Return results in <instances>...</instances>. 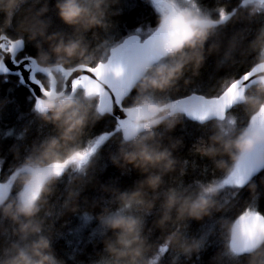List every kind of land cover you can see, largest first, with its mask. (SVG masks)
I'll return each mask as SVG.
<instances>
[{
  "label": "clouds",
  "instance_id": "clouds-1",
  "mask_svg": "<svg viewBox=\"0 0 264 264\" xmlns=\"http://www.w3.org/2000/svg\"><path fill=\"white\" fill-rule=\"evenodd\" d=\"M146 3L155 26L138 25L117 38L113 18L120 15V0H54L58 17L72 33L49 30L50 0H0V83H10L13 75L20 77L18 85L23 83V60L16 55L26 40L34 42L36 54L28 57L24 71L35 69L29 80L41 94L31 111L41 128H49L23 147L30 125L19 132L0 130V137L20 142L9 149L11 163L0 155V235L8 233L4 221H10L16 237L0 254V264H67L53 248L56 222L76 214L85 224L97 219L104 237L105 254L91 264H161L165 250L175 253L171 264H181V257L198 258L217 229L210 224L190 237L188 222L225 212L245 186L249 195L243 210L234 218H218L224 243L208 264H264V213L258 209L264 177L252 179L264 168V152H256L264 145V20L257 23L264 17V0L211 8L203 0ZM10 28L16 36L9 35ZM141 37L147 38L143 51L124 57L114 77L113 61ZM208 57H215L216 70L226 74L205 90L199 78ZM68 78L74 81L72 90ZM8 103L7 96L0 99V112ZM236 107L239 113L231 111ZM106 117L115 119L112 128L93 133ZM186 120L205 129L191 151L212 165L209 178L187 185L183 177L189 161L175 155L183 137L173 135ZM109 141L117 144L108 154L111 162L144 176L130 191L100 186L110 193L114 210L82 197L94 184ZM197 168L193 161V171ZM208 172L204 166L201 175ZM154 209L158 215L149 225ZM249 220L254 223L246 232ZM154 232L160 233L157 240L151 238ZM68 260H76L75 250Z\"/></svg>",
  "mask_w": 264,
  "mask_h": 264
},
{
  "label": "trees",
  "instance_id": "trees-1",
  "mask_svg": "<svg viewBox=\"0 0 264 264\" xmlns=\"http://www.w3.org/2000/svg\"><path fill=\"white\" fill-rule=\"evenodd\" d=\"M239 0H203V3L208 7H215L217 4H229L230 7H235ZM54 0H50V12L47 14L51 18L50 31H63L66 33H72L73 29L65 25L57 15L56 9L54 8ZM120 9V15L115 16L113 19L118 25L117 38L119 36L127 34L130 30L136 28L138 25L150 23L153 27L156 23V16L153 9L146 3V0H120L118 5ZM0 19H2V14H0ZM264 20V17H257V23ZM256 25L254 24L252 28L249 29L248 38L251 39L254 36V29ZM231 30V26L229 29ZM9 35L16 36L13 29H8ZM91 36V33L89 34ZM144 37H141L143 39ZM26 39V38H25ZM36 54V48L34 42L27 41L20 51L17 57L21 56H34ZM226 73L224 70L217 71L215 68V57H208L206 60L204 68L201 70V76L199 78V83L201 87L205 90L217 85L220 77L224 76ZM39 79L43 81L45 77L42 74H38ZM18 76L13 75L10 77V83L4 84L0 83V99L5 96L8 97L9 103L5 107L3 112H0V130H7L14 128L19 132L25 125H30L29 131L27 133V138L22 142V147L24 145H29L33 140L39 139L43 132L49 130L48 127L41 128V121L36 117L31 109L34 105V98L27 87L21 83L18 85ZM132 94H135V89L132 90ZM184 94V93H181ZM231 111L240 112L239 107L233 108ZM246 123V117L241 121L240 126ZM115 124V119L113 117H106L102 120L93 133H97L106 128H112ZM205 129H203L199 124L192 120L185 121V127H177L174 136L183 137V146L175 153V155L181 159H187L189 161L188 171L183 177L184 184H191L195 179H207L211 176V161L207 158H201L199 156H193L192 146L196 142L197 138L204 134ZM18 142L15 137L2 138L0 137V155L6 156L7 162H12V153L9 151L11 146ZM117 149V144L114 141H109L104 145L102 149L103 159L100 162V167L96 173V179L94 184L89 185L85 188L82 197H87L89 201L96 199L101 200L102 204L109 206L113 210L117 207L114 203H109L111 195L109 192H105L101 189V185H107L110 188H115L120 191H130L134 188L136 183L143 179V174L135 169L130 171H124L109 159V152H114ZM195 161L199 168L195 171L192 169V162ZM204 166H207L209 172L207 175H201V170ZM7 167V164L5 165ZM260 177H264V168H262L255 176L252 177L253 180L259 181ZM166 181L168 178H165ZM167 186V183L164 187ZM63 188V184H61ZM237 189H230V191H236ZM239 198L232 203V205L223 213H216L211 218H205L202 221L190 220L189 227L187 229V235L190 237H198L203 228H206L210 224H217L216 234L212 237L209 245L204 251L199 254L197 258L194 256L192 260H186L181 257V264H208L209 259L216 253L218 247H222L224 240L220 234V228L217 223L219 217L234 218L243 210L247 204L248 199V188L245 186L242 189H238ZM259 205L258 209L260 213H264V186L259 189ZM227 193H222L226 195ZM103 198V199H101ZM84 210L82 205V211ZM99 211V208L95 210ZM158 215L157 210H153V213L147 217V222L151 225L152 221ZM95 216V213H93ZM66 221V223H65ZM6 225L9 226L8 233L6 235H0V254L4 248L8 247L12 240L16 237L11 233V222L4 221ZM57 234L53 239V248L59 257L64 258L67 264H91V261L104 255V237L99 234V221L93 219L91 222L85 224L80 219V214L69 215L67 217L61 218V220L56 222ZM109 235L111 233H108ZM160 236L159 232H154L152 234V239L157 240ZM162 242V240L160 241ZM75 250L76 260H68V255L73 253ZM175 253L172 250H165L162 253L161 264H171L172 257ZM246 260V256H242L240 261ZM227 264H233V262H227Z\"/></svg>",
  "mask_w": 264,
  "mask_h": 264
},
{
  "label": "water",
  "instance_id": "water-1",
  "mask_svg": "<svg viewBox=\"0 0 264 264\" xmlns=\"http://www.w3.org/2000/svg\"><path fill=\"white\" fill-rule=\"evenodd\" d=\"M146 39L147 38L144 37L143 39L140 38L139 41L133 42L132 44H130L128 46V48L126 49V51L123 54V56H118L117 59L113 61V68L111 69V71H112V75L114 77L116 76V73H117V71L119 70V68L121 66V60L124 57L128 56V55H135L136 53H138L140 51H143L141 46L145 44ZM17 55H16V59L18 61L23 60V63H20V65H19V71L20 72H24V64L25 63H29V61H28V57L29 56L26 55V56H21V57L17 58ZM6 63H8V67L11 68L13 70V72L17 71L16 67L10 61H6ZM29 71H33L34 72L35 69H30ZM29 71L25 72V74L23 75V83H21V84L28 88V90L30 91V93L32 94V96L34 98V104H35L36 103V98L41 94V87L38 86L37 83H35L33 80H29ZM76 75H79V74H76ZM18 79H20L19 76H18ZM81 79H86V78L82 77ZM66 86H67L68 90H72V88L74 86V81H73L72 78H68L67 79ZM119 88H120V85L118 83L117 92L119 91ZM114 99L119 100L120 99L119 94H117L114 97ZM116 115L117 116H122V113L120 112L119 109L116 110ZM256 152H264V148H257ZM254 159H255V154H253V160ZM253 223H254V220H249L248 225H247V227L245 229L246 232L249 229H251V227L253 226Z\"/></svg>",
  "mask_w": 264,
  "mask_h": 264
},
{
  "label": "rangeland",
  "instance_id": "rangeland-1",
  "mask_svg": "<svg viewBox=\"0 0 264 264\" xmlns=\"http://www.w3.org/2000/svg\"><path fill=\"white\" fill-rule=\"evenodd\" d=\"M258 147H260V148H264V145H260V146H258Z\"/></svg>",
  "mask_w": 264,
  "mask_h": 264
},
{
  "label": "snow or ice",
  "instance_id": "snow-or-ice-1",
  "mask_svg": "<svg viewBox=\"0 0 264 264\" xmlns=\"http://www.w3.org/2000/svg\"><path fill=\"white\" fill-rule=\"evenodd\" d=\"M25 72H27V71H24V72H22L21 74H22V75H24V74H25Z\"/></svg>",
  "mask_w": 264,
  "mask_h": 264
}]
</instances>
